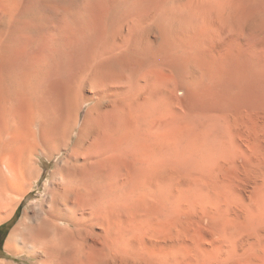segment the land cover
Segmentation results:
<instances>
[{
    "label": "bare ground",
    "instance_id": "6f19581e",
    "mask_svg": "<svg viewBox=\"0 0 264 264\" xmlns=\"http://www.w3.org/2000/svg\"><path fill=\"white\" fill-rule=\"evenodd\" d=\"M248 5L0 0V224L67 152L0 264H264V0Z\"/></svg>",
    "mask_w": 264,
    "mask_h": 264
},
{
    "label": "rangeland",
    "instance_id": "374dc122",
    "mask_svg": "<svg viewBox=\"0 0 264 264\" xmlns=\"http://www.w3.org/2000/svg\"><path fill=\"white\" fill-rule=\"evenodd\" d=\"M240 3L243 5V7L245 9H249V5H248V0H239ZM206 49H211L210 45L208 44L207 47H205ZM89 104H87L85 106V108L81 111V121L80 123H83V120L86 116L87 110L89 108ZM76 139V136L74 138V140ZM67 155V152H63L61 155H56L52 160H49L46 157H41L40 159V170L43 173V176L40 178V180L36 183L35 185V189L34 191L25 199V201L23 202V204L21 205V207L19 208V214L18 217L14 220V222H12V220L15 218L16 214L8 221L3 222L0 224V227L3 225H7L0 233V235H2L3 232L8 231V235L4 241V245H3V249L2 251H0V260H5V261H10L12 260L11 256L6 252L5 250V244L12 232V230L18 225V223L20 222V220L23 218L25 212L27 210H31L34 203L40 202L44 199L45 196V188H46V184L48 183V181L51 179V174L53 171H55L56 166L61 162V160L63 159V157H65ZM27 209V210H26ZM17 211V212H18ZM12 222V223H11ZM21 263H26V264H30V260H18Z\"/></svg>",
    "mask_w": 264,
    "mask_h": 264
},
{
    "label": "trees",
    "instance_id": "16d2710c",
    "mask_svg": "<svg viewBox=\"0 0 264 264\" xmlns=\"http://www.w3.org/2000/svg\"><path fill=\"white\" fill-rule=\"evenodd\" d=\"M18 214H19V211L17 212V214H16L15 218L12 220V222H14V220L18 217ZM6 226L7 225H3V226L0 227V233ZM7 235H8V231H5V232L2 233V235H0V251H2V249H3L4 241H5L6 237H7Z\"/></svg>",
    "mask_w": 264,
    "mask_h": 264
}]
</instances>
